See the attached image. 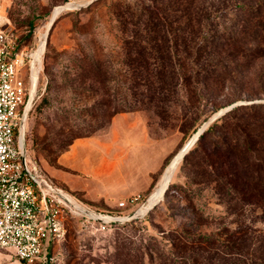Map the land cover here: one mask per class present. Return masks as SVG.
<instances>
[{
    "label": "rangeland",
    "instance_id": "1",
    "mask_svg": "<svg viewBox=\"0 0 264 264\" xmlns=\"http://www.w3.org/2000/svg\"><path fill=\"white\" fill-rule=\"evenodd\" d=\"M88 1L4 0V9L21 45L41 52L36 74L40 66L42 69L33 106L44 94L50 99V104L33 110L28 118V152L51 183L64 187L85 207L112 217L136 211L145 213L151 196L168 173L169 163L196 129L218 110L237 101L264 103V44L246 42L249 55H237L236 59L227 56L224 48L222 53L227 56L231 74L208 80L206 88L199 89V96L184 89L179 98L167 102L164 113L138 108L112 119L110 111L104 108L101 112L99 105L109 101L122 105L126 84L113 72L107 83L89 80L88 74L91 75L96 65L89 67L90 60L83 58L91 57L96 63L100 60V64L106 59L112 71L124 70L125 66L117 61L122 49L121 42L112 33L115 25L112 11L119 2L134 0H95L83 7L86 11L81 14L76 13L78 9H62L46 37L49 21L60 6ZM44 41L45 47L41 49ZM80 43L83 46L86 43L88 51H81ZM74 65L82 68L66 69ZM72 83L79 85L76 92L69 86ZM82 88L86 90L84 93ZM98 89L100 92L104 89L102 95L97 94ZM113 89L117 95L112 98ZM236 115L248 121H255L252 118L256 116L257 124L263 116L257 109L250 113L239 111ZM88 139H93L92 143L81 146L80 155L71 152L74 143ZM196 143L175 169L164 197L146 214L118 225L107 224L105 228L99 221L83 223L80 218L69 215L65 220L64 238L49 243L48 264H165L158 257L164 254L169 257L171 237L187 232L233 230L236 227L233 217L227 215L214 184L202 181L204 176L200 175L198 159L190 154ZM65 148L68 149L64 151ZM61 151L64 152L61 154ZM103 155L108 161L106 175L94 169ZM257 182L264 183V170ZM102 184L107 186V191ZM122 187L128 189L122 190ZM129 192L133 196L141 194L142 201L122 208L120 203L128 199ZM106 197H112L113 201L109 198L110 202H105ZM258 225L261 226L259 222ZM197 246L184 243L180 249L188 255ZM0 264L26 263L5 252Z\"/></svg>",
    "mask_w": 264,
    "mask_h": 264
},
{
    "label": "trees",
    "instance_id": "2",
    "mask_svg": "<svg viewBox=\"0 0 264 264\" xmlns=\"http://www.w3.org/2000/svg\"><path fill=\"white\" fill-rule=\"evenodd\" d=\"M117 6L112 11V33L121 42L117 61L124 70L112 71L106 59L100 64V60L96 63L91 57L83 58L90 60L89 67L96 65L88 74L89 80L107 83L113 72L126 84L122 105L113 101L99 105L101 112L104 108L110 111L112 119L138 108L164 113L167 102L179 98L184 89L199 96V89L204 90L208 80L231 74L225 57L249 55L248 41L264 44V0H134ZM85 11L81 8L76 13ZM84 44L79 47L86 52ZM224 48L227 56L222 53ZM69 86L73 92L79 88L74 83ZM85 91L82 88V93ZM102 91L98 89L97 94L102 95ZM44 95L30 110L29 119L33 110L50 104L49 96ZM116 95L113 89L110 97ZM255 109L263 114L261 123L257 124L256 116L252 118L255 121H248L236 115ZM190 154L198 159L200 175L204 176L201 180L214 184L236 227L176 235L170 238L169 257L164 254L158 258L165 264H264V183L257 182L264 170V103L241 105L225 113L200 136ZM184 243L198 246L186 255L180 249Z\"/></svg>",
    "mask_w": 264,
    "mask_h": 264
},
{
    "label": "built area",
    "instance_id": "3",
    "mask_svg": "<svg viewBox=\"0 0 264 264\" xmlns=\"http://www.w3.org/2000/svg\"><path fill=\"white\" fill-rule=\"evenodd\" d=\"M36 51L21 45L0 0V262L3 253L10 252L26 264H48L49 243L64 238L69 215L83 223L95 221L78 211L75 203L81 202L76 197L43 175L27 143L24 155L21 120ZM140 201L142 195L137 194L120 206Z\"/></svg>",
    "mask_w": 264,
    "mask_h": 264
},
{
    "label": "water",
    "instance_id": "4",
    "mask_svg": "<svg viewBox=\"0 0 264 264\" xmlns=\"http://www.w3.org/2000/svg\"><path fill=\"white\" fill-rule=\"evenodd\" d=\"M95 0H90L85 4H76V3H66L62 6H60L63 10H69V9H81L91 3H93ZM54 15V14H53ZM52 15L50 21H49V27L48 30L46 32V37L48 35V31L49 29L53 26L54 22L56 21V18H54ZM46 39V38H45ZM44 54V53H43ZM43 56V55H42ZM41 66L38 70V73L33 77L32 83H31V87H30V91L27 97V101L23 110V115H22V120H21V129H20V134H21V139H22V144H23V151H24V155H25V150H26V128H27V120H28V116H29V112L33 106L36 94H37V86H38V82H39V77H40V72H41ZM257 101H237L231 105L225 106L223 108H221L220 110H218L213 116H211L207 121H205L198 129L195 133H193V135L191 136V138L185 143V145L182 147V149L178 152V154L176 155V157L171 160V162L169 163V168H172V172H171V176L174 175V168H176V166L183 160V158L188 154V152L190 151V149L192 148V146L197 142V140L200 138V136L202 134H204V132L215 122L217 121L221 116H223L225 113H227L228 111L232 110L233 108L240 106V105H248V104H252L255 103ZM174 163V166H173ZM171 181V180H170ZM170 184V182H169ZM169 184L167 186V189L169 187ZM166 189V190H167ZM166 190L163 193V197L164 194L166 192ZM162 199V198H161ZM160 199V200H161ZM159 202V201H158ZM157 202V203H158ZM157 203H155L154 205H152L149 209H147V211L145 213H139V211H136L132 214H128V215H124L121 217H100V213H97L87 207H85L84 205H82L79 202L75 203L76 208L78 209V211H80L81 213H83L84 215L102 222V223H112V222H117V223H125L133 218L138 217V215L141 214H146L148 211H150Z\"/></svg>",
    "mask_w": 264,
    "mask_h": 264
},
{
    "label": "bare ground",
    "instance_id": "5",
    "mask_svg": "<svg viewBox=\"0 0 264 264\" xmlns=\"http://www.w3.org/2000/svg\"><path fill=\"white\" fill-rule=\"evenodd\" d=\"M60 10H62V8L61 7H59L58 9H57V11L55 12V15H53V17L54 18H56V16L59 14V12H60ZM44 45L42 46V48L41 49H43L44 47H45V41H44V43H43ZM41 54V52L40 51H37V53H35V60H36V63L34 64V67H33V71H34V76L36 75V66L38 65V63H39V61H40V55ZM182 149V148H181ZM173 166H174V163H173ZM178 166V165H177ZM177 166H176V168H177ZM176 168H174V171H175V169ZM168 173L166 174V177H165V179H164V181L162 182V184H161V186L157 189V191L151 196V198H150V202H149V206H148V209L152 206V205H154L155 203H157L158 201H160V199L161 198H163V193H164V191L167 189V186H168V184H169V182H170V179H171V172H172V168L170 169L169 167H168ZM101 216L100 217H109V216H106V215H102V214H100Z\"/></svg>",
    "mask_w": 264,
    "mask_h": 264
},
{
    "label": "crops",
    "instance_id": "6",
    "mask_svg": "<svg viewBox=\"0 0 264 264\" xmlns=\"http://www.w3.org/2000/svg\"><path fill=\"white\" fill-rule=\"evenodd\" d=\"M90 140H93V139H88L87 141H84V142H82V143H74L73 145H72V150L73 151H71V152H75L74 154H78V155H80V153H81V150H80V148H83V147H81V146H90L91 145V143L92 142H90ZM112 146V145H111ZM118 146L119 145H115V147L116 148H118ZM121 147V146H120ZM107 150H109L108 149V147H107ZM87 160H88V158H86ZM107 163H108V161H107V158H106V156L105 155H103L102 156V159L100 160V163L96 166V168H94L99 174H101V175H106V174H108V171H107V169H106V165H107ZM102 186H103V188L104 189H106V191H107V186L105 185V184H102ZM86 189H90V186H86L85 187ZM126 188V189H125ZM120 189H121V187H120ZM128 189V187H122V190H127ZM149 189H150V187H149ZM83 191H84V189H83ZM88 193H89V191H88ZM131 195H132V192H129V194H128V198L129 197H131ZM133 196V195H132ZM113 199L112 197H106L105 199H106V201L105 202H110V200H108V199ZM113 201V200H112Z\"/></svg>",
    "mask_w": 264,
    "mask_h": 264
}]
</instances>
